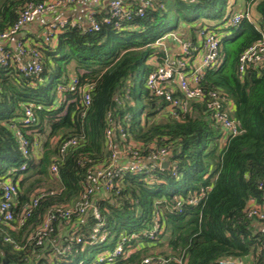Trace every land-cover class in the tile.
<instances>
[{
  "label": "trees",
  "instance_id": "16d2710c",
  "mask_svg": "<svg viewBox=\"0 0 264 264\" xmlns=\"http://www.w3.org/2000/svg\"><path fill=\"white\" fill-rule=\"evenodd\" d=\"M43 1L0 0V32L14 24L27 3ZM153 2L154 9L141 19L134 18L130 29L114 30L102 23L101 15L94 19L99 24L96 32L65 27L53 45L39 48L43 70L38 78L0 67V182L18 187L14 219L32 196L47 193L23 227H16L17 220L11 223L13 228L0 224V264H87L86 255L101 250L73 244L68 256L49 257L52 244L71 241L72 232L86 238L93 224L89 215H73L66 225L55 221L56 229L41 245H36L32 235L50 209L81 200L89 172L110 162L111 152L104 145L106 129H112L116 146L125 143L118 127L125 141L141 146V157L148 156L151 146L168 148L177 178L167 167L147 175L126 173L116 186L117 195L116 189L109 193L96 189L94 199L110 232L102 248L111 250L123 235H136L124 243L120 257L106 258L103 264H140L157 257H183L185 264H220L223 259L241 261L250 256L252 264H264V234L255 232L253 224L258 221L248 217L246 210L251 200L264 202L258 189L264 185V60L257 68L249 66L241 78L238 74L240 55L259 41L260 34L243 19L221 42V66L205 75V88L221 92L232 103V118L239 129L238 135L222 145L201 105L191 104V113L179 118L158 116L163 103L148 93L145 84H138V92L136 81L150 71L149 58L161 55L153 45L170 33L171 19H176L175 31L187 24L181 35L192 36L202 21L223 17L227 0ZM255 9L264 30V0ZM71 77L77 79L76 90L58 95V86L66 85ZM87 83L92 84L90 105L82 116L78 90ZM28 105L40 109L33 110L37 117L33 127L19 128L31 151L24 157L10 125L19 127ZM68 138H76L78 144L60 156L57 146ZM37 143L40 152L35 155ZM53 163L56 177L50 172ZM23 164L25 170L20 171ZM202 193L198 205L182 203ZM160 199L163 202L157 203ZM156 214L163 216L164 231L155 241H148L142 233L150 229Z\"/></svg>",
  "mask_w": 264,
  "mask_h": 264
},
{
  "label": "built area",
  "instance_id": "2783aa9c",
  "mask_svg": "<svg viewBox=\"0 0 264 264\" xmlns=\"http://www.w3.org/2000/svg\"><path fill=\"white\" fill-rule=\"evenodd\" d=\"M105 0H45L40 3H27L20 12L17 20L13 25L9 26L3 32H0V67L4 69H15L17 73L24 77L38 78L43 70L42 56L39 48L42 45H53L56 36L67 26H75L82 32H96L99 30V24L95 22V12L88 14L87 22L83 25L73 24L69 20L58 18L48 21L44 24L42 38L36 45H30L26 42L17 40L14 50L8 49L4 44L21 32L23 28L34 23L37 19L57 15L61 10L74 7L80 2H88L92 6L97 7ZM258 0H248L246 10L232 12L234 3L228 1L225 12L220 20L202 21L201 25L193 32L192 36L170 32L156 41L153 45L161 52L160 56L153 54L147 61L150 71L146 74L145 88L148 93L161 100L163 108L158 113L161 115H170L172 118L190 114L191 104L201 105L203 107V115L212 123L214 129L220 136V142L224 145L229 139L239 134L236 121L232 118L233 105L219 91H214L204 86V78L208 71L218 69L222 64V40L229 38L231 30L237 28L240 22L245 19L251 24L257 33L260 34L259 41L255 42L239 57L238 74L240 78L244 75L249 66L257 68L258 64L264 60V30L259 27L256 17L250 12V8ZM134 6V7H133ZM154 9L153 0H137L133 5L124 3L123 0H110L107 3L106 11L101 15L103 24L111 25L114 30L121 31L130 29L129 23L136 18L141 19L146 12ZM221 23V24H220ZM77 86L76 77H71L66 85H59L58 95L64 92H74ZM92 84L87 83L81 87L78 92L80 95L81 115L90 105V91ZM40 109V106L28 105L23 109V116L17 125H10V129L20 141L22 155L27 157L31 151L29 144L21 135L19 128L30 129L37 123V117L33 110ZM120 140L125 142L120 147L116 146L113 138L112 129H106L104 134V145L111 152L110 162L104 165H98L89 172L87 183L84 188L80 201L70 206L53 207L41 220L40 225L34 230L32 239L36 245H41L44 241H48L51 234L56 229L55 221L62 220L64 225L69 224L72 216L83 217L89 215L93 224L89 229L86 238L79 233L72 232L71 241L65 239L59 240L52 244L49 257L64 258L68 256L73 248V244H82L89 247H101V250L95 253L87 264H103L105 259H113L123 254V245L129 239H133L136 235L122 236L116 242L113 249L108 250L102 248L107 244L110 232L105 228V221L102 217L97 203L94 199V193L99 187L105 193H109L116 189L120 179L126 173L133 175H147L151 172H162L164 162L168 163L167 167L171 168V175L177 178V166L169 160L170 150L165 147L151 146L148 149V156L144 158L139 155L141 146L137 148L125 141V133L118 127ZM78 144L76 138L63 139L59 142L57 149L60 156ZM40 151V143L34 144ZM25 164L20 167V171L25 170ZM51 174L57 176V167L53 163L50 167ZM157 183L161 182L156 181ZM150 185L153 182H148ZM162 183V182H161ZM0 224L11 225L17 220V228L25 225V222L31 217L32 211L37 208L42 197L47 193L44 191L36 193L31 197L28 205L20 212L17 219L14 214L17 208L15 197L17 194V185L12 182H0ZM258 189L264 195V185H258ZM118 194V190L114 191ZM204 197V193L198 197L188 198L182 201L187 205H198L199 201ZM160 199L157 203H162ZM254 203L247 206V216L257 219L259 223L264 225V202L262 204ZM249 202V203H250ZM180 203V205L182 204ZM180 212V208L174 209ZM13 228V226L11 225ZM164 231L163 216L154 215L151 221V227L142 233V237L148 241H155L158 235H162ZM70 232L64 234L65 237ZM86 239V241H84ZM129 253V252H128ZM183 257H157L146 258L140 264H185ZM81 264V263H80ZM220 264H241L238 259H223Z\"/></svg>",
  "mask_w": 264,
  "mask_h": 264
},
{
  "label": "crops",
  "instance_id": "0c3cea01",
  "mask_svg": "<svg viewBox=\"0 0 264 264\" xmlns=\"http://www.w3.org/2000/svg\"><path fill=\"white\" fill-rule=\"evenodd\" d=\"M109 1L110 0H105L101 5L97 7L92 6L88 2H80L74 7L61 10L57 15L37 19L31 25H28L25 28H23L19 34H17L15 37L10 39L4 45L8 47V49L10 50H14L15 42L17 40L26 42L30 44L31 46L36 45L41 40L44 24L47 23L48 21H51L53 19L62 18V19L69 20L73 24L76 23L78 25H83L87 22V17L89 13L95 12L96 16H100V14L104 13L106 11L107 3ZM123 1L126 4H131V5L137 2V0H123ZM228 1H233L234 3L233 10L234 9L236 11L246 10L248 0H227V2ZM260 1L261 0H258V2ZM258 2H256L249 10V12L256 18H259L256 12V9H255ZM39 152L40 151L38 150V148L35 147L33 153L37 155ZM248 204L252 206L254 203L250 202ZM253 225H254V228L256 229L255 230L256 233L264 234V225L262 223L256 222ZM241 264H252V257L250 256L246 259L241 260Z\"/></svg>",
  "mask_w": 264,
  "mask_h": 264
},
{
  "label": "rangeland",
  "instance_id": "374dc122",
  "mask_svg": "<svg viewBox=\"0 0 264 264\" xmlns=\"http://www.w3.org/2000/svg\"><path fill=\"white\" fill-rule=\"evenodd\" d=\"M223 1H225V0H223ZM224 12H225V8H224ZM232 12L235 13L236 10L234 9V10H232ZM199 20H204V18H203V19H199ZM175 22H176V19H171V22H170L171 26L167 28V29H168V32H171V31L174 30V24H175ZM198 24H199V23H198ZM220 24H221V23H220ZM187 29H188V25L186 24L183 28H181V29L178 28L176 31H175V30H174V31H175V33L181 34V33L185 32ZM145 79H146V75H142V74H141V75L138 76L137 81H136L137 91H138V84H139V83H140L141 85L144 84ZM139 87H140V86H139ZM141 87H142V86H141ZM138 92H139V91H138ZM138 96H139V94H138ZM140 104H141V103H140V99L138 98V100H137V109H138V111L140 110ZM95 253H96V251H94V253L91 252L90 254H87L85 260L90 261L92 258L94 259V257H95Z\"/></svg>",
  "mask_w": 264,
  "mask_h": 264
},
{
  "label": "water",
  "instance_id": "95a60500",
  "mask_svg": "<svg viewBox=\"0 0 264 264\" xmlns=\"http://www.w3.org/2000/svg\"><path fill=\"white\" fill-rule=\"evenodd\" d=\"M167 166H168V163H167V162H164V163L162 164V167H164V168H167Z\"/></svg>",
  "mask_w": 264,
  "mask_h": 264
}]
</instances>
